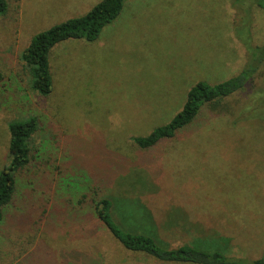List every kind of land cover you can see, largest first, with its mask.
<instances>
[{
    "label": "rangeland",
    "instance_id": "rangeland-1",
    "mask_svg": "<svg viewBox=\"0 0 264 264\" xmlns=\"http://www.w3.org/2000/svg\"><path fill=\"white\" fill-rule=\"evenodd\" d=\"M100 1L6 0L0 172L9 124L35 118L38 129L0 223V264H173L123 249L96 218V198L168 248L264 258V0H127L97 40L56 45L52 93L32 92L19 59L29 41ZM247 70L242 90L207 105L191 132L148 151L132 141L170 122L196 84Z\"/></svg>",
    "mask_w": 264,
    "mask_h": 264
},
{
    "label": "trees",
    "instance_id": "trees-1",
    "mask_svg": "<svg viewBox=\"0 0 264 264\" xmlns=\"http://www.w3.org/2000/svg\"><path fill=\"white\" fill-rule=\"evenodd\" d=\"M127 0H101L84 16L69 19L35 35L21 52L19 59L29 76V88L40 97H48L53 91V78L49 57L51 50L68 40H97L101 30L113 22L120 14ZM8 10L6 0H0V16ZM249 71L216 86L198 83L187 93L182 110L170 122L155 128L145 137H136L132 141L143 151L171 141L177 134L191 132L195 120L209 104L214 105L236 91L242 90ZM38 129L37 120L12 122L8 126L10 142L8 152L10 165L0 172V223L4 221L5 211L12 204L16 191V176L30 164V141ZM190 130V131H189ZM113 204L107 198H96L93 211L99 222L107 229L112 238L123 249L140 253L160 263L173 264H264V258L250 263L229 258L219 245H182L168 248L149 232L129 231L123 228L113 217ZM215 244V243H212Z\"/></svg>",
    "mask_w": 264,
    "mask_h": 264
}]
</instances>
